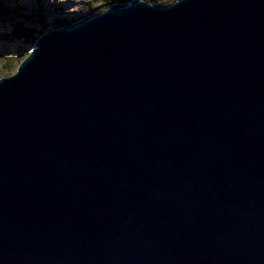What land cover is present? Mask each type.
I'll list each match as a JSON object with an SVG mask.
<instances>
[{
	"label": "water",
	"instance_id": "obj_1",
	"mask_svg": "<svg viewBox=\"0 0 264 264\" xmlns=\"http://www.w3.org/2000/svg\"><path fill=\"white\" fill-rule=\"evenodd\" d=\"M0 264H264V0L41 32L0 76Z\"/></svg>",
	"mask_w": 264,
	"mask_h": 264
},
{
	"label": "rangeland",
	"instance_id": "obj_2",
	"mask_svg": "<svg viewBox=\"0 0 264 264\" xmlns=\"http://www.w3.org/2000/svg\"><path fill=\"white\" fill-rule=\"evenodd\" d=\"M109 0H0V76L12 72L43 31L103 9ZM166 5L174 0H147Z\"/></svg>",
	"mask_w": 264,
	"mask_h": 264
},
{
	"label": "trees",
	"instance_id": "obj_3",
	"mask_svg": "<svg viewBox=\"0 0 264 264\" xmlns=\"http://www.w3.org/2000/svg\"><path fill=\"white\" fill-rule=\"evenodd\" d=\"M123 1H127V0H109L108 2L105 3L104 6H106V5L109 4L110 2H123ZM69 22H71V21H69ZM69 22H68V23H69ZM68 23H67V24H68ZM67 24H66V25H67ZM33 41H34V40H33ZM33 41H32V42H33ZM31 44H32V43H31Z\"/></svg>",
	"mask_w": 264,
	"mask_h": 264
}]
</instances>
